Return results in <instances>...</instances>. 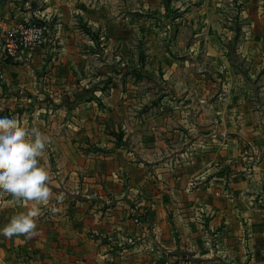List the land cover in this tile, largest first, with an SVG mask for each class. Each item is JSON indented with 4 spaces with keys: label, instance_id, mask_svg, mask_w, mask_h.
Returning <instances> with one entry per match:
<instances>
[{
    "label": "crops",
    "instance_id": "0c3cea01",
    "mask_svg": "<svg viewBox=\"0 0 264 264\" xmlns=\"http://www.w3.org/2000/svg\"><path fill=\"white\" fill-rule=\"evenodd\" d=\"M100 1L76 11L103 35L101 54L85 39L92 56L82 45L76 59L79 78L98 81L87 88L95 86L90 92L103 103L93 117L99 129L75 139L94 150H59L77 159L68 164L77 175L65 185L57 176L50 188L63 185L68 196L42 207L32 237L0 235V264H264L260 68L239 72L224 56L213 62L219 67L198 68V42L213 46L214 40H184L197 13L192 0H141L113 15ZM169 8L184 15L176 18L181 23L173 35L149 16H164ZM207 8L200 12L216 7ZM29 17L40 19L35 12ZM42 20L50 35H72L63 24L51 29L50 15ZM41 50L32 57L40 58ZM92 104L83 101L78 109ZM106 127L119 132L118 139ZM22 211L27 207L12 197L0 202V228Z\"/></svg>",
    "mask_w": 264,
    "mask_h": 264
},
{
    "label": "rangeland",
    "instance_id": "374dc122",
    "mask_svg": "<svg viewBox=\"0 0 264 264\" xmlns=\"http://www.w3.org/2000/svg\"><path fill=\"white\" fill-rule=\"evenodd\" d=\"M192 1L197 13L194 14L195 21L184 31V40L193 42L205 37H212L214 40L213 46L205 42L200 45L202 42H198L197 62L199 64L197 67L203 66L206 69L219 67L214 64L216 57L224 56L239 72L246 73L253 67L260 68L261 73L257 81L260 80V86H262L264 0ZM88 2L89 0H0V21H6L10 25L33 21L29 16L30 12H35L40 19L50 15L51 29L55 28L56 24H63L72 30V35L68 39L65 37V40L60 39L62 36H53L54 33L51 30V40L42 48L40 58H35V55L28 62H16L0 56V63H3L0 65V118L15 117L23 126L36 127L51 138V143L38 158L39 165L49 172V187L53 185L52 182L55 183L52 179L57 176L64 181L65 185L71 175L75 177L77 175L74 173L75 169H68L70 162L77 159H67L59 150L79 148L84 152L93 151L92 144L76 143L75 139L81 135L82 131L86 133V137L89 133L94 135L95 130L100 127L93 117L102 110L103 103L99 96L90 92L99 83L98 81L94 84L83 82L82 78H79L80 73L76 63V59L79 58L78 47L82 45L83 54L92 56L91 44L86 43L90 39L95 41L97 52L102 53V30L88 28L84 18L76 12L78 6ZM100 2L102 10L113 15L112 12L122 10L123 5L127 8L135 7L141 0H101ZM207 7L216 8L212 14L200 12L205 8L208 10ZM149 16L156 20V24L162 25L173 35L174 27L181 23L176 18L184 15L174 11V8H169L164 16L161 15L164 17L162 19L155 13ZM58 19L61 20L58 21ZM160 20L163 22L158 23ZM213 24L214 28L208 30V26ZM85 39L88 40L85 42ZM66 58L71 62L68 63ZM110 64L105 65L106 69H109L112 65ZM97 70L103 71L104 66H99ZM61 73H64L65 78H62ZM50 75L61 77L63 81L57 78L52 79ZM108 79V77H101L99 81L107 84ZM245 80L249 82L247 78ZM90 84L95 86L87 88ZM67 88L68 94H64ZM83 101H93L94 104L87 109H78ZM94 105L98 108H94ZM105 133L112 135L113 131L106 127ZM115 133L113 136L118 139L119 132L115 130ZM62 186H54L53 198L68 196L67 191L62 190ZM9 197L11 196L7 193L0 194V202Z\"/></svg>",
    "mask_w": 264,
    "mask_h": 264
},
{
    "label": "clouds",
    "instance_id": "9594fccd",
    "mask_svg": "<svg viewBox=\"0 0 264 264\" xmlns=\"http://www.w3.org/2000/svg\"><path fill=\"white\" fill-rule=\"evenodd\" d=\"M50 143L51 138L38 128L25 127L15 117L0 118V194L7 193L16 203L27 207V211L13 215L0 228V235L30 238L37 234L42 207H47L53 198L49 172L38 160Z\"/></svg>",
    "mask_w": 264,
    "mask_h": 264
},
{
    "label": "built area",
    "instance_id": "2783aa9c",
    "mask_svg": "<svg viewBox=\"0 0 264 264\" xmlns=\"http://www.w3.org/2000/svg\"><path fill=\"white\" fill-rule=\"evenodd\" d=\"M0 56L14 61H27L34 53L43 48L50 40V30L47 24L37 20L8 24L0 21ZM195 182L189 183L195 187ZM162 264H191L189 260L165 261Z\"/></svg>",
    "mask_w": 264,
    "mask_h": 264
},
{
    "label": "water",
    "instance_id": "95a60500",
    "mask_svg": "<svg viewBox=\"0 0 264 264\" xmlns=\"http://www.w3.org/2000/svg\"><path fill=\"white\" fill-rule=\"evenodd\" d=\"M38 21L42 24H46L42 19H38Z\"/></svg>",
    "mask_w": 264,
    "mask_h": 264
}]
</instances>
